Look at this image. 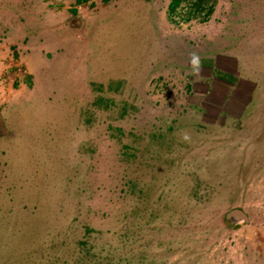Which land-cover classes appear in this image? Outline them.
<instances>
[{
	"label": "rangeland",
	"instance_id": "374dc122",
	"mask_svg": "<svg viewBox=\"0 0 264 264\" xmlns=\"http://www.w3.org/2000/svg\"><path fill=\"white\" fill-rule=\"evenodd\" d=\"M193 3L0 0V264H264V0Z\"/></svg>",
	"mask_w": 264,
	"mask_h": 264
},
{
	"label": "crops",
	"instance_id": "0c3cea01",
	"mask_svg": "<svg viewBox=\"0 0 264 264\" xmlns=\"http://www.w3.org/2000/svg\"><path fill=\"white\" fill-rule=\"evenodd\" d=\"M256 54H257L256 52H252L248 61L251 62V66H254L256 64L255 66L258 68L251 67L248 61H247L248 64L247 66L242 65L243 61H239L240 62L239 64H236L238 61H234L236 67L229 70L230 73L224 70L225 73L222 78L218 76H214L213 73H210L208 76V78L212 83L208 87V89H211L208 90V92L214 93L215 91V94L219 93L222 98L230 99L228 100L230 105L237 107L239 109L238 113L241 114L245 112L247 115L253 112L256 109V107H254L255 105H252L255 102V100L257 105L258 101L261 98L264 99L263 97L264 96V58L262 56L260 58H257ZM258 62H262V63L258 64ZM239 67H241V70H238ZM259 108L260 107L258 106L257 110ZM261 114H264V112H262ZM242 119H243L242 116H240V118L236 117V120H242ZM255 130L256 132H250V136L249 135L247 136L246 139L248 144L249 143L263 144L264 125L260 131H259V127H256ZM249 139H255L256 142L255 141L251 142L249 141Z\"/></svg>",
	"mask_w": 264,
	"mask_h": 264
},
{
	"label": "trees",
	"instance_id": "16d2710c",
	"mask_svg": "<svg viewBox=\"0 0 264 264\" xmlns=\"http://www.w3.org/2000/svg\"><path fill=\"white\" fill-rule=\"evenodd\" d=\"M194 1V3H193ZM210 0H192V9H190V11H187V12H183L186 16V20H191L192 17H195V13H197V11H203V10H206V6L205 4L209 3ZM214 6H210L209 10L207 11L208 14L205 16V19L208 17V15L212 12ZM177 15V14H176ZM178 15H181V13H179Z\"/></svg>",
	"mask_w": 264,
	"mask_h": 264
},
{
	"label": "water",
	"instance_id": "95a60500",
	"mask_svg": "<svg viewBox=\"0 0 264 264\" xmlns=\"http://www.w3.org/2000/svg\"><path fill=\"white\" fill-rule=\"evenodd\" d=\"M227 220L235 224L249 223V217L241 209H232L229 211L227 213Z\"/></svg>",
	"mask_w": 264,
	"mask_h": 264
}]
</instances>
